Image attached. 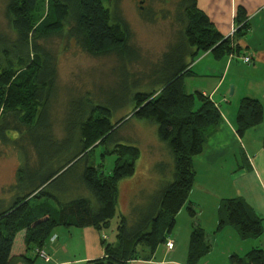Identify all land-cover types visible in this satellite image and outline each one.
Segmentation results:
<instances>
[{"label": "trees", "instance_id": "trees-1", "mask_svg": "<svg viewBox=\"0 0 264 264\" xmlns=\"http://www.w3.org/2000/svg\"><path fill=\"white\" fill-rule=\"evenodd\" d=\"M111 1H5L4 17L14 37L0 34V145L14 147L10 135L18 134L28 140L34 154L30 158L25 147H20L26 159L17 167L15 186L9 187L13 201L8 205L0 199V264H29L32 260L27 253L41 250L59 226L91 227L98 232L109 229L116 215L119 182L133 176L140 150L116 142L102 152V158L116 156L109 173L103 172L101 164L88 166L83 162L96 148L109 144L126 117L156 125L157 138L167 145L172 157V181L159 187L131 224L121 216L115 242H103L104 256L84 264L149 260L158 245L170 240L168 234L184 206L188 215L195 217L188 202L195 177L193 159L202 154L222 116L208 96L186 93L183 80L193 76L190 65L199 54L210 53L219 60L234 51L228 38L197 9L196 0H182L179 5L177 21L182 28L178 41L162 54L165 61L159 90L129 96L134 103L131 112L114 123L107 106L73 98L65 112L63 138L54 135L50 104L56 96L57 59L41 44L63 33L91 57L115 54L122 64L135 61L134 55L129 59L132 47L127 27L114 6L110 11ZM241 28H247L246 23ZM95 110L99 113L94 114ZM262 120L260 101L242 98L235 118L237 135L242 136ZM79 188L89 192L93 200L82 197ZM217 215L216 232L231 227L242 240L262 236V219L241 198L221 200ZM21 232L25 253L14 256V241ZM210 249L204 230L194 225L186 264H197ZM230 263L264 264V250L253 248L242 257L234 254Z\"/></svg>", "mask_w": 264, "mask_h": 264}, {"label": "rangeland", "instance_id": "rangeland-1", "mask_svg": "<svg viewBox=\"0 0 264 264\" xmlns=\"http://www.w3.org/2000/svg\"><path fill=\"white\" fill-rule=\"evenodd\" d=\"M5 1L0 0V34L9 35L13 39L14 35L7 27L4 17ZM139 1L116 0L114 2L112 0L109 6L110 11L113 10L112 7L114 6L117 17L127 27L128 45L132 47L129 59L133 55L134 59L137 58L133 62L124 61L122 64L115 54L91 57L84 53L74 41L67 40L63 33L41 44L57 59L56 96L50 104V118L57 139L64 136L63 120L68 101L73 98H82L84 102L88 101L92 105L107 106L112 112L110 120L114 123L131 112L134 103L129 96L131 97L137 92L143 93L160 89L162 80L160 71L165 61L162 54L178 41L179 31L182 28L177 21V14L180 11L179 5L182 0H144L142 4ZM45 7L44 4L42 17L46 11ZM194 60L198 61L197 58ZM210 63L214 64L213 67H217L215 71L221 70L218 67L219 61L213 60L210 56L201 61L193 71L202 70V66L204 69V66ZM230 75L231 72L228 74L227 80H229ZM227 80L223 88V91L228 94L226 100L233 98L230 95V88L233 87L234 89V86L228 84ZM213 82V80L203 77H185L183 85L186 93H195L201 92L204 90L203 88L212 87ZM205 90L209 94L210 89ZM217 96L218 94L215 95L214 101L225 108L226 103L217 102ZM98 113V110H95L94 114ZM126 119L127 121L119 127L109 144L96 148L89 153L86 161L83 162V165L88 166L101 164L103 172L109 173L114 167L116 156L106 154L102 158V152L112 149L116 142L132 145L140 150L141 157L139 156L135 161V173L118 188L116 215L111 220L109 229L106 230L108 234L115 232L121 216L125 217L130 224L135 221L138 210H144L147 201L156 194L159 187L172 181V157L167 145L158 140L156 125L150 121L137 118L126 117ZM10 138L14 147L0 145V199L7 201L8 205L11 204L14 197L11 195L9 187L15 186L17 167L18 165L22 166L26 159L20 147H25V155L28 157L33 158L34 154L31 149L32 146L28 145V140L27 142L24 141L23 136L11 134ZM217 187L222 189V184ZM51 191L58 192L55 189H51ZM79 191L82 197L93 200L91 194L86 190L79 188ZM32 202L39 201L33 200ZM174 231L168 234V238H174ZM221 231L218 233L215 231L214 235L208 237L211 238V242H208L212 249V254L208 258L209 264H231L230 256L236 253L242 256L246 248L261 247L264 250L262 237L242 240L236 230L231 227ZM185 239L189 244V237H185ZM106 240L105 235L102 237V243ZM19 245H21L20 241L17 242L16 247ZM164 247L165 244L162 243L156 248L158 253L153 256L155 261L167 259L168 255L166 258L163 255ZM240 249L241 251H239ZM40 251L46 257H41V253L39 254L38 251L37 256L44 263H48L50 261L49 256L43 250ZM227 251L231 253L226 258Z\"/></svg>", "mask_w": 264, "mask_h": 264}, {"label": "crops", "instance_id": "crops-1", "mask_svg": "<svg viewBox=\"0 0 264 264\" xmlns=\"http://www.w3.org/2000/svg\"><path fill=\"white\" fill-rule=\"evenodd\" d=\"M196 7L223 38H228L230 46L234 48L233 52L219 60L214 59L210 53L199 54L196 57L198 61L194 60L190 65L193 71L201 61L210 56L213 60L219 61L220 71H215L217 67L210 63L204 66L205 71H202L203 66L202 70L193 71L190 78L203 77L214 81L212 87L203 88L201 93L218 105L222 121L217 131L207 138L202 154L193 159L195 177L188 194V202L195 211V217L188 215L185 206L178 212L172 229L174 231L175 228L174 238L169 237L174 243L173 249L167 251L164 247L163 255L165 258L168 255L167 259L155 261L153 256L158 253V250H155L149 260L141 258L129 264H186L188 242L185 237H189L192 227L199 225L205 232L206 241L211 242V238L208 237L216 233L220 201L236 197L244 200L262 219L261 237L264 247V0H196ZM244 23L247 28L242 29ZM242 57H249L250 63L244 64ZM230 72V78L227 80ZM226 80L228 84L234 86L233 98L228 100L227 92L223 91ZM205 89H210L209 94ZM216 94L217 102L226 103L225 108L214 101ZM245 97L260 101L263 120L257 127L238 136L236 112L240 100ZM128 179L129 177L121 180L118 188ZM220 184L222 189L217 187ZM105 235L106 243L115 242V232L108 234L106 231L98 232L91 227L80 229L59 226L41 249L47 253L50 261L44 263L37 256L36 250H33L27 253L32 260L28 263L84 264L102 258L104 256L102 237ZM22 237L21 232L15 238L12 248L14 256L25 253ZM18 241L21 245L16 247ZM253 248L261 249L244 248L243 255ZM230 253L227 251L225 257L227 258ZM210 254L212 249L197 264H209ZM236 255L243 256L238 253Z\"/></svg>", "mask_w": 264, "mask_h": 264}, {"label": "built area", "instance_id": "built-area-1", "mask_svg": "<svg viewBox=\"0 0 264 264\" xmlns=\"http://www.w3.org/2000/svg\"><path fill=\"white\" fill-rule=\"evenodd\" d=\"M242 60L244 63L249 64L250 63V58L249 57H242ZM174 243L171 240H167L165 243V247L167 249V251H171L173 249ZM42 251H38V253L40 254ZM41 257H46L45 254L40 255ZM46 259V258H45Z\"/></svg>", "mask_w": 264, "mask_h": 264}, {"label": "water", "instance_id": "water-1", "mask_svg": "<svg viewBox=\"0 0 264 264\" xmlns=\"http://www.w3.org/2000/svg\"><path fill=\"white\" fill-rule=\"evenodd\" d=\"M140 4H142V2H140ZM233 94V87L230 88V95Z\"/></svg>", "mask_w": 264, "mask_h": 264}, {"label": "flooded vegetation", "instance_id": "flooded-vegetation-1", "mask_svg": "<svg viewBox=\"0 0 264 264\" xmlns=\"http://www.w3.org/2000/svg\"><path fill=\"white\" fill-rule=\"evenodd\" d=\"M140 2H142V3H143V2H144V0H140V1H139V3H140ZM141 9H142V8H141Z\"/></svg>", "mask_w": 264, "mask_h": 264}]
</instances>
